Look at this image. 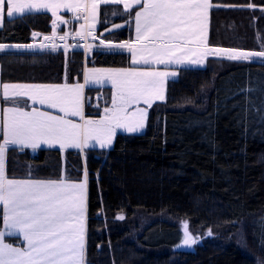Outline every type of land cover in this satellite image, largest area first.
<instances>
[{
    "label": "trees",
    "instance_id": "trees-1",
    "mask_svg": "<svg viewBox=\"0 0 264 264\" xmlns=\"http://www.w3.org/2000/svg\"><path fill=\"white\" fill-rule=\"evenodd\" d=\"M211 3L210 47L264 51V0ZM135 11L102 6L100 31L89 41L128 38L127 26L105 30ZM53 19L51 12L7 18L0 44L33 45V32L43 41ZM0 66L3 83H56L66 75L82 80L85 66L128 67L130 55L14 47L0 52ZM178 70L166 100L149 109L145 132L119 133L109 149H88L85 162L76 151L9 152L10 175L81 180L87 173V264H264V60L209 57L203 67ZM87 93L88 115L100 118L110 89ZM185 222L197 240L190 247Z\"/></svg>",
    "mask_w": 264,
    "mask_h": 264
},
{
    "label": "snow or ice",
    "instance_id": "snow-or-ice-1",
    "mask_svg": "<svg viewBox=\"0 0 264 264\" xmlns=\"http://www.w3.org/2000/svg\"><path fill=\"white\" fill-rule=\"evenodd\" d=\"M101 5L122 6L132 15L126 24L114 29L134 28V38L118 43L101 39L93 48L97 54L130 55V66L120 68H87L83 83H2L0 93V205L3 206V230H0V264H84L86 182L59 179H15L6 175L5 159L10 148H31L41 145L83 150L93 146L111 147L117 130L138 133L145 128L148 109L165 100V85L178 76L184 67H203L209 57L229 61L264 59V51H242L213 48L208 44L210 0H0V27L8 18L26 13L51 12L52 36L58 24H67L58 13L61 9L83 20L75 37L96 39L98 10ZM249 8L254 5L249 4ZM113 15L119 12L113 11ZM134 21V23H133ZM33 37L40 34L32 33ZM68 32L59 36L66 40ZM74 37V38H75ZM8 47L33 48V45L0 44V52ZM41 50L55 45H40ZM65 52L67 46H65ZM111 85V106L104 107L99 119L85 117L86 86ZM31 105L21 106V101ZM143 104L146 107H140ZM8 105V106H4ZM39 105L40 107L32 106ZM25 107H31L26 111ZM56 110V114L52 111ZM78 118L80 122L77 121ZM123 220L121 214L116 217ZM209 234L211 232L209 231ZM21 236L25 246L6 243V237ZM197 243L184 223L183 244Z\"/></svg>",
    "mask_w": 264,
    "mask_h": 264
},
{
    "label": "crops",
    "instance_id": "crops-1",
    "mask_svg": "<svg viewBox=\"0 0 264 264\" xmlns=\"http://www.w3.org/2000/svg\"><path fill=\"white\" fill-rule=\"evenodd\" d=\"M211 2V0H210ZM102 6L104 5H101L99 10H98V22H97V27L96 29H94V32L95 34H98V32L100 31V25H101V11H102ZM136 10H138V8H136ZM76 14L72 15L70 12H67L65 11L63 13V16H64V19L69 21V23L67 24H60V26H57V29H56V38L54 40H43V41H40L39 40L41 39L40 37L42 36V33L41 32H37L39 33L40 35L35 37V39H38L37 43L33 44V48L31 49H28V48H24L26 50H41V47L40 45H43V44H49V45H55L58 50H63L66 57L67 55H69V53L76 49V48H81V47H73V45L75 44H80V45H83L84 47H86L88 44H92V45H95L94 43L90 42L89 41V38L87 40H84L83 43L80 42V41H77L75 40L76 37H75V32L76 31H79L80 30V24L84 23L83 20H79L77 21L74 17H75ZM210 15H211V9H210V12H209V20H208V38H209V29H210ZM8 17L6 16L5 14V19L4 21L7 19ZM79 22V23H78ZM124 22V21H122ZM117 23H120V22H112L109 27L105 30V31H113V30H116V29H111L110 28H113V25L114 24H117ZM4 24V23H3ZM63 28L65 30V32H68L69 33V36L66 40H60L59 39V36L63 35L61 34L59 31L60 29ZM48 37H51L52 36V33L50 35H47ZM75 37V38H74ZM40 38V39H39ZM126 39H133L132 37V33H131V36L129 35L128 38ZM125 40V39H124ZM113 43H118V42H113ZM65 46H67V51L65 52ZM84 47H83V50H84ZM14 47H8L7 49H12ZM51 50V48H48ZM95 48H93V51H94ZM57 50V51H58ZM92 51V52H93ZM85 52V51H84ZM90 55V54H87L85 53V57L87 58V56ZM67 59V58H66ZM92 66H85V69L84 71L87 69V68H91ZM1 68V66H0ZM104 68H120V67H104ZM69 83V84H74V83H83L84 80L82 78V80L80 79H77L76 80H69V78L67 77L66 75V78L61 81V82H56V83ZM2 81L0 79V93H2ZM5 83H35V84H51L49 82H5ZM88 88H109L110 91H111V85L109 83H105L103 86H92V85H89V86H86L85 87V90H84V96L86 98V103H85V108H84V113H85V117L86 118H89V119H95L91 116L88 115L87 113V110H86V105H87V89ZM105 97V96H104ZM104 103V102H102ZM25 104L27 105H31L32 102L31 101H27V100H24V101H21V106H25ZM4 106H8V105H4ZM32 106H36V107H40L39 105H32ZM108 107L111 106V104L107 105ZM106 107V106H105ZM140 107H142V104L140 105ZM146 107V106H144ZM25 110L26 111H30L31 110V107H25ZM44 110H48V111H52L54 114H56V110H53V109H44ZM104 113V112H103ZM149 114V112H148ZM104 115V114H103ZM73 119H77L78 122H80L78 120V118H73ZM99 119V118H97ZM146 122H147V119L145 121V127H146ZM143 131V130H142ZM141 131V132H142ZM141 132H138V133H141ZM119 133H127L123 130H117L116 132V135L114 136L113 138V143L111 145V147L113 146L115 140H116V136L119 134ZM131 134V133H130ZM2 142V141H1ZM90 148H98V149H101L98 145L95 144V142H93V146L92 147H89V148H85L83 150H80V149H74V148H69V149H65V150H61L59 149L58 146H54V147H48L46 145H41L39 148H37L36 150H33L31 148H20V147H14V148H10L9 151L6 153V159H5V170H6V175L9 177V178H15V179H28V178H32V179H41V180H48V179H59V178H35V177H31V176H14V175H10V173H8V156H9V152L11 149H20V150H24V151H29V152H32V153H37L38 151L40 150H43V149H57L59 151H62V152H67V151H76V152H80L81 155H82V159L84 160L85 162V155H86V151ZM110 147L108 148H104V149H109ZM62 177H66V176H62ZM61 178V177H60ZM67 178V177H66ZM69 180H71L72 182H81V181H84V179H81V180H74V179H70V178H67ZM88 202H89V182H88V175H87V182H86V212H85V258H84V264H87V240H88ZM4 228V225H3V206L0 205V230H3ZM5 242L6 243H11L13 244V246H21V247H24L25 246V242L23 241L22 237L21 236H17V237H6L5 239Z\"/></svg>",
    "mask_w": 264,
    "mask_h": 264
},
{
    "label": "rangeland",
    "instance_id": "rangeland-1",
    "mask_svg": "<svg viewBox=\"0 0 264 264\" xmlns=\"http://www.w3.org/2000/svg\"><path fill=\"white\" fill-rule=\"evenodd\" d=\"M211 2H212V0H211ZM66 10H64V9H61L60 11H59V13H58V15L59 16H63V13L65 12ZM209 12H210V9H209ZM71 13V12H70ZM72 15H74V13H71ZM64 17V16H63ZM56 18V17H55ZM79 23V22H78ZM133 23H134V21H133ZM117 24H126V22H120V23H117ZM60 25V24H59ZM58 25V26H59ZM80 26V25H79ZM111 29H114V28H110V30ZM132 30H131V33H132V37L134 38V35H135V33H134V28H131ZM209 39V38H208ZM208 59V58H207ZM207 59L205 60V62H204V65L206 64V62H207ZM255 60H258V59H255ZM261 60H264V59H261ZM129 67V66H128ZM91 68H104V67H97V66H92ZM178 70V69H177ZM178 73H179V70H178ZM179 75V74H178ZM169 82V81H168ZM168 82L166 83V85H165V100H166V98H167V92H168ZM164 101V100H163ZM145 105H143L142 104V107H144ZM148 112H149V109H148ZM149 115V114H148ZM147 122H148V116H147ZM147 122H146V127L143 129V131L142 132H145L146 130H147ZM141 132V133H142Z\"/></svg>",
    "mask_w": 264,
    "mask_h": 264
},
{
    "label": "built area",
    "instance_id": "built-area-1",
    "mask_svg": "<svg viewBox=\"0 0 264 264\" xmlns=\"http://www.w3.org/2000/svg\"><path fill=\"white\" fill-rule=\"evenodd\" d=\"M94 97L96 99H99V100H104V95L103 94H96V95H94Z\"/></svg>",
    "mask_w": 264,
    "mask_h": 264
},
{
    "label": "water",
    "instance_id": "water-1",
    "mask_svg": "<svg viewBox=\"0 0 264 264\" xmlns=\"http://www.w3.org/2000/svg\"><path fill=\"white\" fill-rule=\"evenodd\" d=\"M188 231H189V230H188ZM189 233L191 234L190 231H189ZM191 236L194 238V236H193L192 234H191ZM183 246H184V247H188L187 245H184V244H183ZM191 246H192V245H191ZM189 247H190V246H189Z\"/></svg>",
    "mask_w": 264,
    "mask_h": 264
}]
</instances>
